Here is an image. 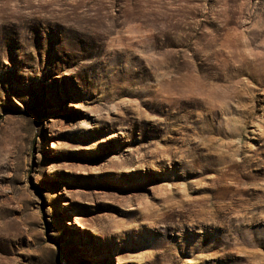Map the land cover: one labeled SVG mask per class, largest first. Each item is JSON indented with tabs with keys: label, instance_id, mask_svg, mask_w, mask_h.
Listing matches in <instances>:
<instances>
[{
	"label": "rangeland",
	"instance_id": "obj_1",
	"mask_svg": "<svg viewBox=\"0 0 264 264\" xmlns=\"http://www.w3.org/2000/svg\"><path fill=\"white\" fill-rule=\"evenodd\" d=\"M263 219L264 0H0V264H264Z\"/></svg>",
	"mask_w": 264,
	"mask_h": 264
},
{
	"label": "bare ground",
	"instance_id": "obj_2",
	"mask_svg": "<svg viewBox=\"0 0 264 264\" xmlns=\"http://www.w3.org/2000/svg\"><path fill=\"white\" fill-rule=\"evenodd\" d=\"M148 161V160H147ZM141 162H145V159L143 158L141 160ZM146 165V164H145ZM216 180L217 181H221V179L223 178V176L225 175V170H222V169H219V170H216ZM190 174L189 173H184V174H181L179 178H184V179H189L190 178ZM191 185V184H190ZM189 185V186H190ZM192 186V185H191ZM190 186V187H191ZM189 187V188H190ZM192 189V188H191ZM200 214V213H199ZM219 215V211H216V210H209V211H205L204 214H203V218L205 219V216H206V219L208 220H211L213 218H215L216 216ZM201 217V216H200ZM234 217V216H233ZM205 219V221H206ZM199 220V219H198ZM264 220V219H263ZM203 221V220H202ZM201 222V221H200ZM207 222V221H206ZM199 223V222H198ZM204 223V222H203ZM197 224V223H196ZM205 224V223H204ZM199 225V224H198ZM207 225V224H205ZM250 225V224H249ZM249 225H245L244 226V229L249 227ZM253 225V224H252ZM197 226V225H196ZM204 226V225H202ZM175 227V226H174ZM201 228V226H200ZM251 228V227H250ZM250 230V229H249ZM248 231V230H247ZM230 236V235H229ZM209 238V236L205 235V234H202V236L200 237H196L194 236L192 233L191 234H185V235H182L181 238H180V244H178L177 246V251L178 253L182 256H184L187 252V249H189L192 253L193 252H200L202 251L200 249V246H202L203 243L206 242V240ZM230 241H232L233 243H229V242H224L222 240H220V238H216L215 241H214V245L211 246L212 249H216L218 247V245H237V243L239 242V238L236 237V236H230ZM168 241H164L163 244H167ZM249 243L253 244L254 246H261V244L259 243V241L255 238L251 239L249 241ZM198 244V245H197ZM225 248V247H224ZM219 249V248H217ZM222 249V248H221ZM164 252L168 255H171V246H165L164 245ZM228 252V251H227ZM233 256V255H232ZM254 256H258V254L254 253ZM226 256H216L211 262H208L207 264H222L224 263V260L226 259L225 258ZM174 258V256H173ZM222 260L220 263L219 261ZM173 263V262H172ZM198 264H204V258L201 260L200 263Z\"/></svg>",
	"mask_w": 264,
	"mask_h": 264
}]
</instances>
